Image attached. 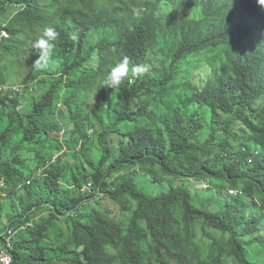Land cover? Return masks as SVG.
I'll return each mask as SVG.
<instances>
[{"label":"trees","instance_id":"obj_1","mask_svg":"<svg viewBox=\"0 0 264 264\" xmlns=\"http://www.w3.org/2000/svg\"><path fill=\"white\" fill-rule=\"evenodd\" d=\"M45 27L58 33L52 51L63 61L26 112L25 93L34 88L14 92L11 67L39 55L34 43ZM102 32L115 38L89 50V35ZM203 54L209 77L176 84L185 62ZM124 57L130 68L149 64L150 71L105 86ZM0 86V201L8 217L0 242L16 232L12 264H261L249 251L264 247V8L257 0H0ZM86 92L94 115L79 101ZM204 108L212 113L208 129ZM57 110L70 122L62 125ZM220 132L233 133L238 145ZM95 135L102 150L90 145ZM62 138L70 150L79 147L83 163L71 165L68 150L52 162ZM134 169L184 183L152 196ZM192 180L209 187L196 191ZM103 198L131 213L127 225L104 213ZM60 219L67 233L54 230ZM197 226L210 241L205 255Z\"/></svg>","mask_w":264,"mask_h":264},{"label":"rangeland","instance_id":"obj_2","mask_svg":"<svg viewBox=\"0 0 264 264\" xmlns=\"http://www.w3.org/2000/svg\"><path fill=\"white\" fill-rule=\"evenodd\" d=\"M8 11L9 12L7 14V17H9L10 15L13 16V12H14L13 8H9ZM103 33L104 32L89 35V41L87 42V47L89 50L91 49V46H94L98 42H100L101 40H104L105 37H108L107 39H114L115 38L113 33H111L110 36H106V34H103ZM115 35H116V33H115ZM116 38H118L117 35H116ZM37 57H38V55H35V54H31L30 56L22 57L21 59H19L15 62V65L13 67H11V75H10L11 80H10V82H12V85H17V84L18 85H20V84L32 85L34 88L33 95L30 94L29 91L27 93H25L24 99L26 101V104H28V106H29L26 112H28L32 109L33 102L35 101V97H37L36 89L40 90V91L44 90V85H45L43 82L44 78H55L56 76L54 75V73L55 72L58 73L60 71L61 62L63 61V58L60 55H58L57 53L52 51L51 56L48 60L47 67L42 68V69H37L34 65V61ZM98 62H99L98 59L89 60V63H86V67L88 69L97 67ZM211 70H212V68L210 66V59H209V56L207 54L193 56L185 62V67L179 71L180 75H179V77L175 83L178 85H182L184 83L191 82V81L194 83H203L209 77V73ZM40 72H44L45 75H41ZM61 94H62V98H63V96L65 97V91H63ZM70 94H71L70 90L67 89L66 95H70ZM79 101H80L81 105H84V107L88 110L90 115H94L92 113V109L94 108L93 106L95 103H93V102H95V99L92 98L90 92L82 93L79 97ZM263 104H264V100H262L259 103V105H263ZM199 108L200 107L198 105L193 106L190 109V111L193 113V112L199 110ZM202 113L204 115V118L206 119V124H207L206 129H208V128H210V126H212V113L207 108H204ZM69 116H70V114L65 116L64 114L63 115L61 114V110H57V118L62 123V125H64L65 122H70ZM93 126L94 125L91 123V127H93ZM95 132H97V131H93V133H95ZM100 132H99V134H100ZM61 137H63V134L61 135ZM219 137L223 141L229 140L233 144L238 145V143H236L235 140L232 138L233 133L227 134L226 132H220ZM16 140L17 139H15L14 142H16ZM65 140L66 139H63V138L61 139V141L64 142V143H62L64 145L63 150L55 155L52 162L56 161L59 156H61L64 152H66L68 150L67 151L68 152L67 159L71 165L83 163L84 159H83L82 155L79 153V147L72 146V149L70 150V147L67 143H65ZM112 142H114V141L112 140ZM90 145L96 149L102 150L101 146L98 142L97 135L94 136L92 142H90ZM51 146L55 148L56 143L55 142L51 143ZM255 154H256V152H255ZM101 157H102V153H100L98 155L97 161H100ZM49 165L50 164H48L47 167ZM155 171L157 172L156 175L158 176V179L152 178L151 176L147 177L146 175H144L142 173V171H139L138 169L137 170H135V169L131 170L130 172L132 173V178L135 179L138 186L140 188L144 189L145 192H147L148 194H150L152 196L168 192L170 190V188L175 186L176 184L181 185L184 183V182L178 181L172 177H167L159 169H156ZM38 175H41V172H38ZM187 184L194 187V189L196 191H201V190H204V189L209 187V183H207V182L200 183V182H195L194 180H192L191 182L189 181V183H187ZM1 203L6 204V202L3 200L0 201V212H2ZM94 204H95V201L89 203V206L93 207ZM101 207L103 208L104 213L107 216H109L111 218H116L118 220H123V221H125V225L128 224L131 213L130 212H124L119 203L112 202L108 198H103V200H101ZM130 207L134 208L135 205L132 204V205H130ZM211 209L213 211H216L218 208L215 205H213L211 207ZM2 213L3 214L0 213V224L5 225L8 223V217L5 215V212H2ZM246 213H247L246 216H249L250 210H248ZM54 222H55L54 230L59 229L61 231V234L67 233L68 226L66 225V222L63 219H60V220H57ZM196 231H197V235H198L197 242L201 246L202 255L203 254L205 255L208 252V249L210 246V241L205 237V231H203L200 226L196 227ZM55 235H56V233L53 232L52 235H50L51 237H49V241H51V239L54 238ZM57 241H60V239L58 240V238H57ZM61 241H64V239H61ZM59 244H61V242ZM249 251L251 252V254L253 256V259L259 261L261 264H264V247L263 246H261L259 244L249 246Z\"/></svg>","mask_w":264,"mask_h":264},{"label":"clouds","instance_id":"obj_3","mask_svg":"<svg viewBox=\"0 0 264 264\" xmlns=\"http://www.w3.org/2000/svg\"><path fill=\"white\" fill-rule=\"evenodd\" d=\"M257 4L264 8V0H257ZM58 33L53 27H45L42 32L41 38L35 41L34 48L39 50V55L34 61L37 69L46 68L48 60L53 50V43ZM151 65L149 64H136L129 67V58L124 57L120 62L112 66L104 80V85L110 88L118 87L125 79L140 78L150 71ZM19 86V85H13ZM25 89V86H21ZM23 92V91H22ZM19 94V93H18ZM23 105L26 104L24 100ZM22 105V108H23ZM21 108V109H22ZM20 110V109H19ZM257 155V154H255ZM0 264H9L8 260L0 261Z\"/></svg>","mask_w":264,"mask_h":264},{"label":"built area","instance_id":"obj_4","mask_svg":"<svg viewBox=\"0 0 264 264\" xmlns=\"http://www.w3.org/2000/svg\"><path fill=\"white\" fill-rule=\"evenodd\" d=\"M3 87L0 86V92H2ZM11 89L16 92L21 94L23 91V88L21 86H12ZM22 105L18 107V109H21ZM258 154V152H256ZM253 158L250 160L252 162ZM30 184V182H28ZM231 194H237L235 191H230ZM16 232H13L9 230L7 232V235L4 237L3 242H0V261L8 260L9 264H12V258L10 255L9 250L12 248V238L15 236Z\"/></svg>","mask_w":264,"mask_h":264}]
</instances>
